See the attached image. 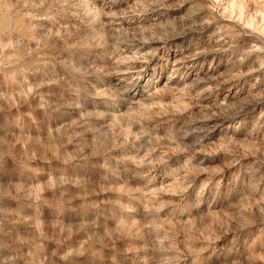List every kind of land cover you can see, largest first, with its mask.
<instances>
[{"label": "rangeland", "instance_id": "1", "mask_svg": "<svg viewBox=\"0 0 264 264\" xmlns=\"http://www.w3.org/2000/svg\"><path fill=\"white\" fill-rule=\"evenodd\" d=\"M0 264H264V0H0Z\"/></svg>", "mask_w": 264, "mask_h": 264}]
</instances>
